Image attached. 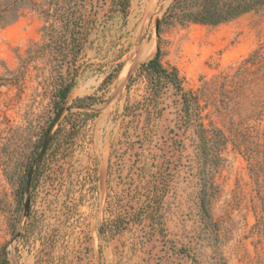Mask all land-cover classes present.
Listing matches in <instances>:
<instances>
[{
  "label": "rangeland",
  "instance_id": "374dc122",
  "mask_svg": "<svg viewBox=\"0 0 264 264\" xmlns=\"http://www.w3.org/2000/svg\"><path fill=\"white\" fill-rule=\"evenodd\" d=\"M170 2L130 0L126 16H109L101 4L28 184L57 110L53 89L33 67L0 85V249L10 264H264V6L217 25H182L162 21ZM41 26L34 12L0 26V77L17 72ZM158 47L161 63L198 96L205 126L227 137L209 226L199 211L195 135L180 125L178 95L164 90L149 115L142 106L148 92L138 67ZM256 49L262 59L252 64ZM85 96L90 104L76 106ZM167 158L157 228L144 217L112 232L111 220L137 205L141 174Z\"/></svg>",
  "mask_w": 264,
  "mask_h": 264
},
{
  "label": "trees",
  "instance_id": "16d2710c",
  "mask_svg": "<svg viewBox=\"0 0 264 264\" xmlns=\"http://www.w3.org/2000/svg\"><path fill=\"white\" fill-rule=\"evenodd\" d=\"M104 2L108 3L109 16L117 13L127 15L130 0H0V26L14 23L27 12L36 13L42 20L40 40L32 42L25 54L20 56L17 72L12 78L0 77V85L7 82L18 83L29 67H33L42 81L53 89L57 113L81 71L79 56L94 24L95 13ZM263 6L264 0H171L162 21L182 25L189 23L217 25ZM160 23L161 20L157 23V30ZM259 58L261 60L262 55L256 49L248 59L250 63L255 64L259 62ZM242 70H246V67L241 66L237 71ZM138 74L146 80L148 94L142 106H145L148 115L151 114L150 105L156 103L164 90L171 89L172 93L179 97L180 125L192 127L195 135L194 165L201 184L198 194L199 211L204 226H209L212 223L209 204L216 190L213 175L223 161L222 152L227 137L221 128L213 124L205 126L198 96L183 89L175 67H165L161 63L159 47L150 59L140 64ZM112 77L111 72L105 81ZM131 78L130 74L128 79ZM89 98L90 96L78 98L76 106L90 104L86 103ZM76 129L73 123L70 131ZM44 155L45 152L40 161ZM169 168L167 158L156 164L151 173L141 174L134 188L133 198L137 205H132L131 208L134 209H126L123 215L111 220L107 228L115 232L129 221L144 217L149 218L151 226L157 228L160 222V201L168 186ZM259 168L260 166L255 164L251 165L256 180L261 175ZM0 264H10L5 245L0 249Z\"/></svg>",
  "mask_w": 264,
  "mask_h": 264
},
{
  "label": "water",
  "instance_id": "95a60500",
  "mask_svg": "<svg viewBox=\"0 0 264 264\" xmlns=\"http://www.w3.org/2000/svg\"><path fill=\"white\" fill-rule=\"evenodd\" d=\"M158 23V21H157ZM157 23H156V26H157ZM62 111V107L60 108V110L56 113L55 117L53 118L52 122L50 123L48 129H47V132H46V136L41 144V148L38 152V154L33 158V161H32V164L31 166L28 168L27 170V184H28V180L31 176V171H32V168H33V164L36 160H40V158L42 157L43 153L45 152L47 146H48V143H49V140H50V136H48V132L50 131L51 127L53 126V124L55 123L56 119L58 118V116L60 115Z\"/></svg>",
  "mask_w": 264,
  "mask_h": 264
}]
</instances>
